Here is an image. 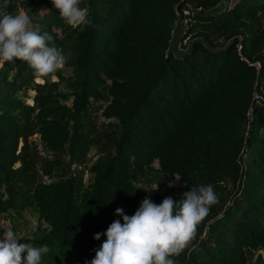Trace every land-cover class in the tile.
<instances>
[{"label": "trees", "instance_id": "obj_1", "mask_svg": "<svg viewBox=\"0 0 264 264\" xmlns=\"http://www.w3.org/2000/svg\"><path fill=\"white\" fill-rule=\"evenodd\" d=\"M221 3L81 0L87 20L74 28L52 0H10L8 11L16 14L25 8L42 26L41 33L53 37L50 46L62 50L72 71L67 77L58 74L71 92L39 95L34 122L46 149L67 148L77 158L93 102L106 100L104 116L119 122L114 151L92 164L85 189L78 188L74 176L34 186L32 199L46 226L32 245L51 248L42 264H90L107 238L96 240L95 234L105 233L117 219L123 223L117 208L131 216L147 196L156 204L169 196L182 199L183 193L148 194L136 185L134 178L156 161L162 186L179 176L184 192L211 184L218 196L194 239L171 257L176 264H249L252 253L264 252V100L253 98L264 87V0H241L231 10ZM44 6L50 15L40 13ZM187 6L194 15L186 37L203 36L219 46L242 35L246 60L238 52L239 40L222 52L196 44L184 59L167 56L177 13ZM56 22L62 36L53 32ZM257 62L261 69L256 82ZM37 78L24 61L0 66V219L19 196L15 165L21 157L22 114L32 108L20 93L40 87ZM61 98H72V104L61 103ZM251 108L253 119L248 116ZM64 163L62 158L42 159L44 175L53 178ZM229 185L238 188L231 204L223 200ZM255 264H264L262 254Z\"/></svg>", "mask_w": 264, "mask_h": 264}, {"label": "clouds", "instance_id": "obj_2", "mask_svg": "<svg viewBox=\"0 0 264 264\" xmlns=\"http://www.w3.org/2000/svg\"><path fill=\"white\" fill-rule=\"evenodd\" d=\"M52 3L72 27L86 22L87 11L80 7L81 0H52ZM9 4L10 0L0 3V66L20 60L38 78L54 74L65 63L62 50L50 46L53 37L35 29L27 11L21 9L12 14L8 11ZM217 201L214 187L209 184L193 186L179 201L169 196L156 204L145 197L131 216L123 208H117L115 212L122 216L123 223L117 219L105 233L95 234L96 240L101 235L107 238L95 249L90 264H176L171 257L180 255L194 239L198 224ZM22 238L11 228H5L0 238V264H42L43 256L51 251L49 245L21 243Z\"/></svg>", "mask_w": 264, "mask_h": 264}, {"label": "rangeland", "instance_id": "obj_3", "mask_svg": "<svg viewBox=\"0 0 264 264\" xmlns=\"http://www.w3.org/2000/svg\"><path fill=\"white\" fill-rule=\"evenodd\" d=\"M18 2H20V0H18ZM225 4L226 0H222L221 6H225ZM21 9L26 11L23 7H20V10ZM40 13L42 15L44 13L50 15L49 8L47 6L41 7ZM53 32H57L62 36V30L57 22L53 26ZM212 35L218 43H223V40L220 39L217 34L213 33ZM58 74L67 77L72 74V71L64 64L62 68L52 74L48 80L41 77L37 78L35 83L40 85V87L28 88L20 93V96L32 108L28 112L22 114L24 124L21 127V135L19 137L17 149V154L21 157L15 165L18 169L17 186L19 188V196L17 197L16 206L3 214L0 219V238H2L5 228H11L19 236L23 237L20 240L21 243L32 244L35 238L41 236V231L46 226V224L39 219V214L36 211L32 199V192L37 182L64 179L74 176L78 181V188L81 190L85 189L91 181L92 173L90 172V167L92 164L97 158L114 151V144L112 141L117 135L116 131L118 130L119 122L115 118L108 119L104 116V108L108 103L106 100L93 102L87 111L86 117L89 119L90 125L85 126L83 129L85 135V139L82 140L84 148L77 158H72L67 148L59 152H52L46 149L41 139V134L38 131V126L34 122V116L38 110L37 102L41 92H47L48 90L61 92L62 94L71 92L72 87L67 81H60ZM52 82H56V85L50 86ZM260 91L264 96V87L261 88ZM60 102L71 105L72 98L68 101H64V99L61 98ZM54 158H62L65 163L57 170L53 178H49L43 173L41 161L42 159ZM157 169H159V163L156 161L145 174L134 178V182L142 192L148 194L163 193L166 191L184 193L185 184L181 178H175L174 181L162 186L160 184V173ZM155 186H158V188L153 190ZM237 190V186H228L223 196L225 203L231 204V200ZM260 253L264 257L263 251H256L250 256L249 264L257 263L261 257Z\"/></svg>", "mask_w": 264, "mask_h": 264}, {"label": "water", "instance_id": "obj_4", "mask_svg": "<svg viewBox=\"0 0 264 264\" xmlns=\"http://www.w3.org/2000/svg\"><path fill=\"white\" fill-rule=\"evenodd\" d=\"M187 23L185 18L182 15H177V20L175 26L172 30L171 39L169 41V46L166 51V55H173L177 59H184L187 56L191 55L194 51L196 44L204 45L210 52L217 53L227 50L239 40L237 47L238 52L241 55L243 60H246L245 56L242 53V35H235L230 38L225 44L215 46L207 38L203 36H197L195 38L187 39ZM187 39V40H186ZM258 67L257 79L260 77L261 64L259 62L254 63Z\"/></svg>", "mask_w": 264, "mask_h": 264}, {"label": "built area", "instance_id": "obj_5", "mask_svg": "<svg viewBox=\"0 0 264 264\" xmlns=\"http://www.w3.org/2000/svg\"><path fill=\"white\" fill-rule=\"evenodd\" d=\"M240 1L241 0H226V4L223 7L227 10H231L235 8L239 4ZM177 14L182 15L185 18L186 23H187V30H188V27L192 25V22H193L192 18L194 15L191 8L187 6L186 8L182 10V12H178ZM33 27L41 32L42 26L39 23L33 22ZM187 39H189V37ZM253 98L255 102H260L264 100V96L262 95L261 91H258L257 89L253 93ZM248 116L250 119H253V116H254L253 108L249 110Z\"/></svg>", "mask_w": 264, "mask_h": 264}]
</instances>
